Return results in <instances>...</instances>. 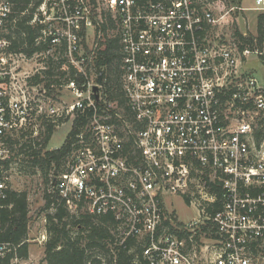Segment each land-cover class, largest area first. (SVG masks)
I'll return each mask as SVG.
<instances>
[{"label":"built area","instance_id":"2783aa9c","mask_svg":"<svg viewBox=\"0 0 264 264\" xmlns=\"http://www.w3.org/2000/svg\"><path fill=\"white\" fill-rule=\"evenodd\" d=\"M253 4L262 36L251 48L218 0H44L30 23L43 26V51L13 53L0 37V200L18 149L40 150L43 123L68 119L75 150L48 191L71 214L111 217L139 264H264V0ZM9 13L2 2L0 27ZM60 52L70 74L63 66L57 83ZM171 197L199 217L176 220ZM13 253L0 242V264H28Z\"/></svg>","mask_w":264,"mask_h":264},{"label":"trees","instance_id":"16d2710c","mask_svg":"<svg viewBox=\"0 0 264 264\" xmlns=\"http://www.w3.org/2000/svg\"><path fill=\"white\" fill-rule=\"evenodd\" d=\"M94 1V0H92ZM228 7V0H218ZM44 0H5L9 4L10 13L7 15L0 32L7 31V34H0V37L10 41V50L13 53H25L28 56L35 51H43L45 45L34 47V39L40 36L42 25L30 24L33 19L35 9ZM106 23L108 18L103 16ZM109 25V24H108ZM105 32L106 25H101ZM81 36L85 31H79ZM234 36L243 40L242 34L238 31ZM245 39V44L253 47L252 34ZM257 36H262L260 24L257 29ZM116 42L110 41L108 45L101 49L100 58L109 63L114 57L113 50ZM99 58V63H100ZM60 68V64H58ZM69 70V69H68ZM47 76L49 71L44 72ZM79 121H77L78 123ZM75 132L71 131L60 148L53 151H44L50 140L53 130L47 131L43 148L33 150L25 154L22 158V146L18 149L16 157L19 159L18 166L22 171L39 168L47 176L51 169H61L62 161L70 154L71 144L75 139ZM57 172V171H55ZM44 209H53V212L46 216V241L44 244L45 264H139L141 260V248L133 240H128L126 245L120 246L112 232L116 225L111 217H93L86 213L71 214L62 202L57 201L53 194H44ZM28 201L25 192L13 190L6 191V198L0 200V225L3 233L0 235V242L12 244L18 258H28L27 231H28ZM9 258V257H8ZM3 264H8L4 261Z\"/></svg>","mask_w":264,"mask_h":264},{"label":"rangeland","instance_id":"374dc122","mask_svg":"<svg viewBox=\"0 0 264 264\" xmlns=\"http://www.w3.org/2000/svg\"><path fill=\"white\" fill-rule=\"evenodd\" d=\"M60 2V0H58ZM96 3L100 0H95ZM4 3L5 0H0V4ZM229 4L227 10L229 11V26L228 31L231 33H235L236 31L240 33H244L247 35L252 34L253 36H257L258 22L257 16L258 12L254 10L253 0H228ZM103 12V11H102ZM59 32L63 33L67 30L62 24L58 25ZM7 34V31L0 32V34ZM87 36H91V32L88 33ZM88 41L84 39L82 41L83 49L87 46ZM43 59H35L34 61H29L27 69L36 68L41 66ZM19 62V63H18ZM57 64H60L59 75L55 79L57 83H61L63 78L69 76L70 72L67 69V62H65V57L62 52L59 53L57 58ZM18 63L20 66V71H22V63L21 57L18 56V61H15L14 64ZM27 64V63H26ZM249 65L258 69L261 65L256 63V57L251 55L249 58ZM63 66H65L64 70H67L65 77L62 75ZM19 73V72H18ZM21 74V73H20ZM44 80V79H43ZM52 81V79L50 80ZM49 91V90H48ZM56 94V101L58 104L59 110H62L67 106L70 99L67 96V92L61 87H58ZM49 122H44L43 126H41L42 132L41 137L42 140L39 142L42 145L41 149L44 145L45 137L47 136L46 132L51 127L53 133L51 134L50 140L47 143L46 147L43 148L44 151H53L57 148H60L66 140L67 135L72 129V123L67 119H60L57 127L51 126L47 124ZM28 141L31 140L29 136ZM31 146L32 145H28ZM19 148V147H18ZM70 154L65 157V160L62 161L61 169L64 168L65 163L71 159V156L74 152V147H72ZM29 152V150H27ZM18 153V152H17ZM15 158V157H14ZM15 158V164L13 163L10 168L5 169V173L9 176V181L7 184L8 190H13L17 192H25L27 194L28 201V231H27V245H28V264H45L44 260V244L47 238L46 234V216L53 212V209H44L45 201L44 194L49 193L50 181L53 180L52 177H56L60 171L51 169L50 173L45 176L39 168L35 169H27L26 171H22V167L18 166L19 159ZM57 171V172H55ZM50 194V193H49ZM169 202L173 205L172 216L175 217L178 221H183L184 223H189L191 221L196 220L199 217V214L195 207H189L185 204L179 197H171ZM175 208V209H174ZM85 210L81 209L79 214H84ZM115 239H118V234L113 230L111 231Z\"/></svg>","mask_w":264,"mask_h":264}]
</instances>
